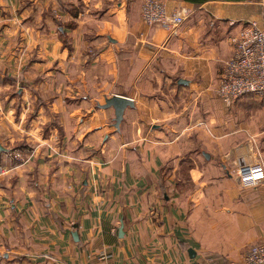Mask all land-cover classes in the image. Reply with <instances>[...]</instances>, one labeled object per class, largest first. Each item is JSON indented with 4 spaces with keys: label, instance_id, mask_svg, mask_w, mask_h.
Listing matches in <instances>:
<instances>
[{
    "label": "crops",
    "instance_id": "obj_1",
    "mask_svg": "<svg viewBox=\"0 0 264 264\" xmlns=\"http://www.w3.org/2000/svg\"><path fill=\"white\" fill-rule=\"evenodd\" d=\"M163 1L191 12L174 33L143 0H0V264L239 261L264 241V179L233 172L264 166V99L216 94L264 0ZM112 95L133 101L118 128Z\"/></svg>",
    "mask_w": 264,
    "mask_h": 264
},
{
    "label": "built area",
    "instance_id": "obj_2",
    "mask_svg": "<svg viewBox=\"0 0 264 264\" xmlns=\"http://www.w3.org/2000/svg\"><path fill=\"white\" fill-rule=\"evenodd\" d=\"M190 13L188 9L170 10L162 0H143L140 17L148 26L158 25L174 33ZM216 94L226 108L244 96L264 99V26L256 21L248 22L232 37V54L223 65ZM233 172L243 187L255 186L264 179L261 161L240 163ZM199 264H264V241L250 245L239 261L207 257Z\"/></svg>",
    "mask_w": 264,
    "mask_h": 264
},
{
    "label": "water",
    "instance_id": "obj_3",
    "mask_svg": "<svg viewBox=\"0 0 264 264\" xmlns=\"http://www.w3.org/2000/svg\"><path fill=\"white\" fill-rule=\"evenodd\" d=\"M133 101L127 97L121 95H112L104 100L103 104H99L98 107L106 109L112 107L114 110V127L118 128L123 117V112L127 107H132Z\"/></svg>",
    "mask_w": 264,
    "mask_h": 264
},
{
    "label": "rangeland",
    "instance_id": "obj_4",
    "mask_svg": "<svg viewBox=\"0 0 264 264\" xmlns=\"http://www.w3.org/2000/svg\"><path fill=\"white\" fill-rule=\"evenodd\" d=\"M163 1V0H162ZM106 82L108 81H110V77H108V76H106ZM254 99H256V101L254 102L255 103V105L257 104V106L259 105V101H260V99L259 98H256V97H253ZM235 104H233L232 106H234ZM261 106H262V104H260ZM259 105V106H260ZM263 105H264V102H263ZM252 106V105H251ZM94 107H96V108H98L97 107V105H95L94 104ZM95 108V109H96ZM253 109H254V107H252ZM98 109H100V108H98ZM257 109V108H256ZM229 111H231V113L232 112H235V109L233 108H231L230 109V107H228V112ZM259 110L257 109V111L256 112H254V113H252V115H253V117H254V120L257 118V120H259V119H263L264 118V115L261 113V112H258ZM246 114H243V116H245ZM76 123V119L75 118H73L71 121H70V124H71V127L70 128H73V126H74V124ZM109 123H110V125L111 124H114V121L112 122L111 120L109 121ZM256 135V134H255ZM264 137V135H261V136H259L258 135V137H257V140L259 141L260 139L259 138H262V139H264L263 138ZM183 173H185V169H184V171H183Z\"/></svg>",
    "mask_w": 264,
    "mask_h": 264
},
{
    "label": "trees",
    "instance_id": "obj_5",
    "mask_svg": "<svg viewBox=\"0 0 264 264\" xmlns=\"http://www.w3.org/2000/svg\"><path fill=\"white\" fill-rule=\"evenodd\" d=\"M187 1H190V2H193V3L198 4V3L205 2V1H207V0H187ZM228 1H239V0H228Z\"/></svg>",
    "mask_w": 264,
    "mask_h": 264
}]
</instances>
